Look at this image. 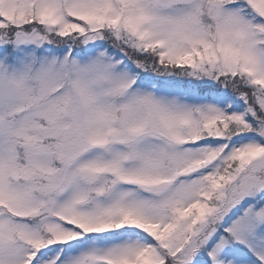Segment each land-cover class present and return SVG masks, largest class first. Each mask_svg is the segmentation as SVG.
Listing matches in <instances>:
<instances>
[{
  "label": "snow or ice",
  "instance_id": "obj_1",
  "mask_svg": "<svg viewBox=\"0 0 264 264\" xmlns=\"http://www.w3.org/2000/svg\"><path fill=\"white\" fill-rule=\"evenodd\" d=\"M0 264H264V0H0Z\"/></svg>",
  "mask_w": 264,
  "mask_h": 264
}]
</instances>
